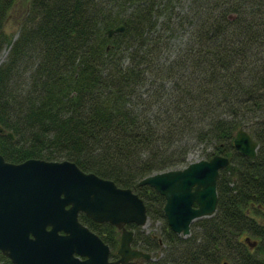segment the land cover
<instances>
[{"label":"trees","instance_id":"obj_1","mask_svg":"<svg viewBox=\"0 0 264 264\" xmlns=\"http://www.w3.org/2000/svg\"><path fill=\"white\" fill-rule=\"evenodd\" d=\"M14 1L0 0L4 158L69 159L130 187L150 226L160 221L159 233L126 225L152 252L142 264H264V0H30L11 39ZM180 25L188 35L172 46ZM240 126L258 142L255 157L233 145ZM199 146L201 159L229 163L214 213L183 236L167 224L164 196L139 180L183 167ZM100 226L115 247V226Z\"/></svg>","mask_w":264,"mask_h":264},{"label":"water","instance_id":"obj_2","mask_svg":"<svg viewBox=\"0 0 264 264\" xmlns=\"http://www.w3.org/2000/svg\"><path fill=\"white\" fill-rule=\"evenodd\" d=\"M123 29V25L110 27L106 34L111 36ZM4 131L0 126V132ZM7 135L13 138L11 131H7ZM233 145L242 154L255 157L258 142L244 126H240L235 131ZM228 163V156L214 154L190 161L180 168L145 175L139 183L150 185L164 196L163 212L168 226L186 236L194 219L214 213L218 200V174ZM79 211L94 221L111 223L120 230L117 260H107V245L78 220ZM13 217L8 223L23 232L28 223L50 224L52 229L47 235L51 239H47L54 241V247L60 242L63 246L59 247L69 251V260L62 264H77L70 255L71 250L90 255L89 262L84 264H117L140 256L151 257L149 252L131 247L134 232L126 227L128 223L146 224L148 215L143 199L130 187L117 185L112 179L93 171H85L69 159L30 157L11 162L0 153V223ZM59 229L65 234L58 235ZM246 241L249 245L255 244L249 237ZM99 247L103 248L102 255L97 253ZM95 250V256H92Z\"/></svg>","mask_w":264,"mask_h":264},{"label":"flooded vegetation","instance_id":"obj_3","mask_svg":"<svg viewBox=\"0 0 264 264\" xmlns=\"http://www.w3.org/2000/svg\"><path fill=\"white\" fill-rule=\"evenodd\" d=\"M80 214H84L85 216H87L84 212L79 211L78 220L82 224L87 226L90 231L96 233L103 244L107 245V260H117L119 258L117 249L119 247L120 230L115 227L118 234V243L115 247H113L109 243V236H107V233L104 231L106 230V228L100 226V223L104 222L95 221L97 222V224L93 226H91V224L87 225L80 219ZM11 219H14V217L3 220L4 223H0V264H50V261H54V264H62L64 261L69 260V251H67L66 248L59 247L63 246L60 242H57L56 247H54V241L50 240V235H47V232L52 229V226L50 224H41L40 221H38V224L28 223L25 226L23 232V230H15V225L8 223V221ZM57 232L58 235L65 234L62 229H59ZM131 247L141 249L140 247L134 245L133 242H131ZM141 250L149 252L151 254L150 258H152L151 251L144 249ZM102 252L103 248L99 247L97 249V253L99 255H102ZM95 253L96 250L92 253V256H95ZM70 255L72 258L77 260V264L87 263L90 259V255L88 253L81 252L79 250H71ZM145 259L148 258L140 256L138 258H132L131 260L125 262H118L117 264H142Z\"/></svg>","mask_w":264,"mask_h":264},{"label":"rangeland","instance_id":"obj_4","mask_svg":"<svg viewBox=\"0 0 264 264\" xmlns=\"http://www.w3.org/2000/svg\"><path fill=\"white\" fill-rule=\"evenodd\" d=\"M30 0H15L13 4L11 5L9 11H8V16L7 19L4 23L3 26V31L11 37V39H14L16 35L18 34V30L20 27V23L25 16L28 5H29ZM187 3V6L185 5V8H189V2L188 0H185V4ZM184 25L178 26L179 29L178 31L173 33V37L171 40L172 46H176V43L183 44L184 39L186 38V35H188L187 28L182 29ZM9 44L3 45V47L0 50V62L5 60L6 54L8 52ZM200 151H201V146L196 147L193 151L189 152L187 155L188 161H194L201 159L200 157ZM150 220L147 219V222L145 225L141 226V228L149 230L150 229ZM153 231H156L159 233L160 229V221H155L153 226L151 227Z\"/></svg>","mask_w":264,"mask_h":264}]
</instances>
